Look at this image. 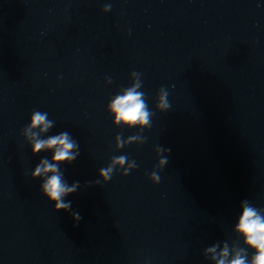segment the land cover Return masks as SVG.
<instances>
[{"label":"water","instance_id":"1","mask_svg":"<svg viewBox=\"0 0 264 264\" xmlns=\"http://www.w3.org/2000/svg\"><path fill=\"white\" fill-rule=\"evenodd\" d=\"M137 82L149 123L114 124ZM34 111L76 143L66 211ZM242 202L264 213V0H0V264H216L247 248Z\"/></svg>","mask_w":264,"mask_h":264},{"label":"clouds","instance_id":"2","mask_svg":"<svg viewBox=\"0 0 264 264\" xmlns=\"http://www.w3.org/2000/svg\"><path fill=\"white\" fill-rule=\"evenodd\" d=\"M139 87L138 82L134 83L113 96L108 102L106 107L114 124L133 126L149 123L151 113L144 100V94L137 91ZM157 106L161 109L169 107L166 92L161 93L157 98ZM52 123L46 112L34 111L28 118V129H38V131L31 133L34 140L31 144V151L33 153L42 149L51 151L49 157L42 158L39 161L32 170L31 175L33 177H43L40 192L52 204V208L66 211L71 208V201H66L65 196L75 190V183L69 185L64 180L61 163L75 158L76 152L73 149L76 148V143L67 132H60L40 139L39 133L47 131ZM125 160L126 157L124 156L116 157L112 161V165H122ZM165 162L164 159L159 161L161 164ZM112 165L99 169L98 175L105 180L111 179ZM154 179L158 180L159 176H155ZM80 218L78 212L72 214L73 220H79ZM234 231L242 237V242L247 245V248L240 249L231 255L230 259H228L229 249L227 247L222 248L217 253L219 259H216V256L213 257V259H216V264H264V213L247 202H242ZM248 249L252 250L250 258L247 255ZM207 251L215 252V246Z\"/></svg>","mask_w":264,"mask_h":264}]
</instances>
